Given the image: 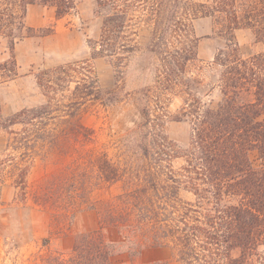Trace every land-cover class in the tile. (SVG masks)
Returning <instances> with one entry per match:
<instances>
[{
	"label": "trees",
	"instance_id": "1",
	"mask_svg": "<svg viewBox=\"0 0 264 264\" xmlns=\"http://www.w3.org/2000/svg\"><path fill=\"white\" fill-rule=\"evenodd\" d=\"M30 5L53 9L55 21L75 11L74 0H0V91L17 76L16 44L37 33L53 34L27 26ZM94 6L101 27L98 40L89 42L90 59L38 70L43 102L11 116L0 109V130L8 134L13 153L46 154L74 138L89 139L79 123L80 108L121 101L118 80L114 88H102L91 60H111L120 75L132 59L137 62L133 71L142 76L174 74L197 61L200 38L193 23L200 19L211 21L212 33L225 45L208 63L215 82L194 79L199 88L212 85L218 91L215 105L201 102L199 88L185 92L183 114L192 125L185 166L173 170L175 156L169 154V174L162 178L164 159L143 146L149 168L128 174L129 181L142 178L143 184L125 188L100 213L99 228L76 238L71 264H111L116 245L130 258L147 248H168L178 264H264V0H94ZM141 26L151 30L150 39L135 58ZM239 30L249 31L262 50L242 56L235 38ZM30 166L17 174L20 187ZM98 169V178L119 179L107 162ZM182 190L193 199L183 200ZM42 196L51 203L64 197L57 185L46 187ZM105 228L116 229V243L104 239Z\"/></svg>",
	"mask_w": 264,
	"mask_h": 264
},
{
	"label": "rangeland",
	"instance_id": "2",
	"mask_svg": "<svg viewBox=\"0 0 264 264\" xmlns=\"http://www.w3.org/2000/svg\"><path fill=\"white\" fill-rule=\"evenodd\" d=\"M74 1L75 11L63 20L55 21L53 9L47 8L44 26L35 29H50L52 35L39 37L37 33L16 44L17 76L0 91L3 116L43 102L35 80L38 70L90 59L89 42L98 40L101 19L94 13V0ZM193 25L195 35L200 38L197 61L183 65L181 72L142 76L133 71L137 62L132 59L120 75L111 60L102 57L91 60L100 86L114 88L117 79L122 99L111 107L88 102L80 108L79 123L89 139L74 138L46 154L23 155L7 148L8 134L0 130V264H71L76 238L99 228L100 213L115 204L116 196L125 188L143 184L142 178L128 180L129 172L149 168L142 159L143 146L148 147L149 154L164 159L162 178L169 174V154L175 156L171 162L173 170L185 166L192 135L191 122L182 109L185 92L198 90L194 79L215 82L214 74L207 70L208 63L225 45L223 38L212 33L210 20H196ZM150 32L146 26L139 28L135 58L149 44ZM235 38L244 57L262 50L249 31L239 30ZM163 57L156 59L158 68ZM146 84L150 86L148 90L143 88ZM211 87L199 88L198 97L213 107L219 96ZM103 162L118 170V180L98 178V168ZM28 164L31 166L25 185L20 187L16 183L17 174ZM50 185H57L63 192L64 197L56 199L57 203L42 196ZM180 197L193 199L183 190ZM102 231L108 243L117 242L116 229ZM115 250L111 264H178L168 248H147L134 258L118 245Z\"/></svg>",
	"mask_w": 264,
	"mask_h": 264
},
{
	"label": "crops",
	"instance_id": "3",
	"mask_svg": "<svg viewBox=\"0 0 264 264\" xmlns=\"http://www.w3.org/2000/svg\"><path fill=\"white\" fill-rule=\"evenodd\" d=\"M45 14H48L47 8L39 5H30L27 7L25 22L30 28H41L45 24Z\"/></svg>",
	"mask_w": 264,
	"mask_h": 264
}]
</instances>
